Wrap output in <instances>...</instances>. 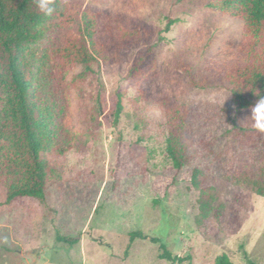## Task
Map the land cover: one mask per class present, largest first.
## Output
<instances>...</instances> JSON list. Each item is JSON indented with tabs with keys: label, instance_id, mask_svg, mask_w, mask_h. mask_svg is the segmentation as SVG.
I'll use <instances>...</instances> for the list:
<instances>
[{
	"label": "rangeland",
	"instance_id": "374dc122",
	"mask_svg": "<svg viewBox=\"0 0 264 264\" xmlns=\"http://www.w3.org/2000/svg\"><path fill=\"white\" fill-rule=\"evenodd\" d=\"M70 1L99 13L97 40L107 38V26L127 20L152 35L125 51L120 64L89 72L76 66L67 85L45 86L56 100L62 150L42 154L44 200L6 204L8 187H0V264H177L159 259L161 245L190 258L181 264H214L221 254L234 264H264V197L253 190L255 182L264 186V135L252 130L250 110L235 108L218 71L237 53L242 22L210 10L208 0ZM62 35L40 48L59 44ZM136 64L146 70L144 80L130 77ZM189 75L205 88L192 87ZM164 98L191 111L195 144L179 172L165 155ZM194 168L215 197L201 226L199 192L190 188ZM132 232L160 242L129 243Z\"/></svg>",
	"mask_w": 264,
	"mask_h": 264
},
{
	"label": "trees",
	"instance_id": "16d2710c",
	"mask_svg": "<svg viewBox=\"0 0 264 264\" xmlns=\"http://www.w3.org/2000/svg\"><path fill=\"white\" fill-rule=\"evenodd\" d=\"M207 7L243 24L236 55L219 65L218 71L230 86L235 108L250 110L259 98L255 93L264 97V0H208ZM55 8L51 17H45L38 11L35 0H0V187H8L6 204L24 198L44 200L48 163L42 154L62 150L59 143L62 124H56V100L51 92H43L45 86L67 85V77L76 66L89 72L94 65L120 64L125 60V51L152 35L145 26L127 20L114 27L107 26L108 36L100 41L96 39L98 12L83 9L70 0H55ZM170 23L164 32H168ZM58 32L63 33L59 44L40 48L41 43ZM150 53L148 50L139 62ZM183 70L191 72L190 67ZM145 71L136 64L130 77L144 80ZM79 79L74 76L72 85ZM189 83L197 89L205 88L191 75ZM160 106L167 129L165 155L172 170L179 172L192 158L190 151L195 144L191 137V111L168 98L161 99ZM121 109L118 103L112 126L116 125ZM204 183L203 172L192 169L190 188L199 192L198 226L207 220L215 201L211 188ZM253 190L264 197V186L255 182ZM135 239L160 242L141 232L130 233L129 243ZM57 241L71 246L77 243L75 238L58 237ZM161 249V260L177 264L190 260L173 256L163 245ZM214 264L234 263L221 254Z\"/></svg>",
	"mask_w": 264,
	"mask_h": 264
},
{
	"label": "clouds",
	"instance_id": "9594fccd",
	"mask_svg": "<svg viewBox=\"0 0 264 264\" xmlns=\"http://www.w3.org/2000/svg\"><path fill=\"white\" fill-rule=\"evenodd\" d=\"M38 11L45 17H51L55 11V0H35ZM259 97L250 109L248 119L251 121L252 130L264 135V97L260 93H255Z\"/></svg>",
	"mask_w": 264,
	"mask_h": 264
}]
</instances>
